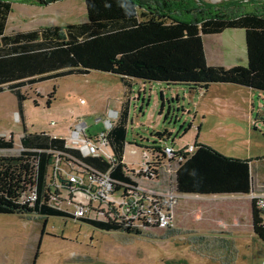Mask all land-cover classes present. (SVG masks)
Returning a JSON list of instances; mask_svg holds the SVG:
<instances>
[{
    "label": "trees",
    "instance_id": "trees-1",
    "mask_svg": "<svg viewBox=\"0 0 264 264\" xmlns=\"http://www.w3.org/2000/svg\"><path fill=\"white\" fill-rule=\"evenodd\" d=\"M32 1L46 5L54 0ZM152 1L83 0L82 23L4 33L13 0H0V92L7 90L14 96L21 125L17 153L0 155V214L69 217L98 230L140 235L147 229L158 228L154 218L157 212H170L169 200L153 194L149 196L147 216L140 212L135 215L130 210L128 214L135 216L131 218L110 203L96 202L92 207L87 202L85 216L73 217L54 203L58 198L52 199L58 195L54 181L72 189V184L65 183L67 177L61 174L60 167L66 168L67 173L93 177L95 172L107 174L111 180L110 193L120 198L142 195L137 190L136 177L157 178L165 165L174 166L171 174L174 195L252 193L248 159L225 156L196 139L189 151L172 149L168 154L164 149L167 145L160 144L169 138L165 129L152 131L156 143L143 147L148 153L147 171L143 174L127 171L122 156L134 83L160 80L167 85H186L196 93L206 91L210 84H231L264 92V0H227L215 4L204 0ZM243 3L251 4L252 8L231 12L232 7ZM229 28L243 30L245 65H207L200 36ZM89 71L115 75L122 86L119 109L102 132L109 158L98 153L81 154L68 147L66 139L46 132H28L24 124L22 88ZM52 95L53 90L45 105H49ZM84 136L85 140L96 142V135ZM12 147L11 136L0 135V151ZM53 167L56 177L51 175ZM256 199L260 201L250 200V226L264 245V201L258 206Z\"/></svg>",
    "mask_w": 264,
    "mask_h": 264
},
{
    "label": "rangeland",
    "instance_id": "rangeland-1",
    "mask_svg": "<svg viewBox=\"0 0 264 264\" xmlns=\"http://www.w3.org/2000/svg\"><path fill=\"white\" fill-rule=\"evenodd\" d=\"M243 4L231 12L252 8ZM84 21L83 0H54L46 5L13 0L4 33ZM200 38L205 62L245 65L242 29H224ZM131 89L122 156L127 171L135 173L148 159L143 147L157 141L150 133L165 129L169 138L160 144L174 150L187 148L196 139L225 156L248 159L252 193L177 196L168 226L140 235L98 230L69 217L0 214V264H264V245L250 226L251 198L260 199H256L258 206L264 201V92L210 84L206 91L196 93L186 85L160 80L137 82ZM52 90L50 103L45 105ZM22 92L26 130L66 139L78 123L84 125L85 135L105 131L106 122L115 117L109 111L119 109L122 86L115 75L89 71L34 83ZM14 103L11 93L0 92V122L10 129L12 151L21 133L14 114L12 121L7 118ZM98 152L106 156L107 149L99 146ZM173 167L165 165L158 181L139 183L168 197ZM55 184L61 208L71 211L74 204L87 203L80 190Z\"/></svg>",
    "mask_w": 264,
    "mask_h": 264
},
{
    "label": "built area",
    "instance_id": "built-area-1",
    "mask_svg": "<svg viewBox=\"0 0 264 264\" xmlns=\"http://www.w3.org/2000/svg\"><path fill=\"white\" fill-rule=\"evenodd\" d=\"M83 126L84 125L82 123H78L75 126V128L71 131V136L68 137V140H66V145L68 147L79 150L81 154H97V153L99 154L98 152L99 146L101 148L105 147L107 149L102 132L98 136H96V142L93 143L92 141L85 140L84 138L85 136L83 134L84 132ZM164 149H165V152H167L168 154L172 150V148L169 146H165ZM187 150L189 151L190 147H187ZM109 156L110 154L107 149L106 156H103V157L109 158ZM145 163L146 161L143 162L141 168L135 173L143 174L144 172H146L147 166L145 165ZM166 166H169V165H166ZM51 172H52L51 175L55 176L56 168L53 167ZM95 174H96V177H93L92 174L84 175L82 173L79 174L75 172H70L66 174L67 181H65V183H70L72 184V187H71L72 189L80 190L81 192H83L87 198V202H90V203L92 201L95 203L100 202L101 205L110 203L113 206L118 207L120 211L124 214V216H129L131 218L135 217L133 214L136 215L139 212L143 214L144 216H147V214L149 213V208L147 206L148 201H149V196L156 194V193H154L151 190L145 189L140 184H138L137 190L142 191L143 192L142 195L132 194V196H126V197L120 198L110 193L111 180L107 174L97 173V172H95ZM55 182L56 181H54V184ZM72 189H69V190H72ZM157 195L162 196L164 200L165 199L169 200L171 204L175 200V197L180 196V195H174L173 192L168 197L164 196L165 193L157 194ZM70 197L68 200L69 203H71ZM57 198L59 199L58 195L52 199L55 201ZM59 202H60V199L58 202L55 201L54 203L58 205ZM130 210L133 214H128ZM69 212L73 217H82V216H85V214L87 213V208L85 207V204L76 203L74 204V207L72 208V210ZM154 218L157 223V227L164 228L168 226V222H170V212L169 214H165L163 211L157 212ZM146 220H149L148 217Z\"/></svg>",
    "mask_w": 264,
    "mask_h": 264
},
{
    "label": "crops",
    "instance_id": "crops-1",
    "mask_svg": "<svg viewBox=\"0 0 264 264\" xmlns=\"http://www.w3.org/2000/svg\"><path fill=\"white\" fill-rule=\"evenodd\" d=\"M7 18V17H6ZM6 21V20H5ZM6 23V22H5ZM53 26H57V25H53ZM41 27H44V26H41ZM34 28H38V27H28V28H26V29H23V28H18L17 30H14V31H18V30H29V29H34ZM209 61H207L206 63H207V65H215V64H211V63H208ZM221 66V65H220ZM231 66V65H230ZM114 109V108H113ZM10 111H9V113H8V119L9 120H11L12 121V115L14 114V119L15 120H17L18 121V118H17V114H16V109H15V103H14V105H13V107L12 108H10L9 109ZM116 113H117V111H115V110H110L109 111V114L110 115H112V116H115L116 115ZM19 122V121H18ZM108 124V122H106V125ZM71 131L72 130H70V132H69V136L68 137H70L71 136ZM28 132H33V131H28ZM85 132V131H84ZM84 132H83V134H84ZM46 133H48V132H46ZM49 135H51V136H54L53 134H51V133H48ZM0 135H2V136H4V137H8L9 135H10V129H9V127L5 124V122H4V124H1V122H0ZM85 135V134H84ZM87 135V134H86ZM11 136V135H10ZM19 136H20V134H19ZM68 137L66 138V140H68ZM19 138V137H18ZM65 139V138H64ZM13 147H14V145H13ZM13 147H12V149H13ZM12 149H10V150H8V151H0V155L2 154V155H15L16 153H17V151L19 150V144H18V146L17 147H15V150L14 151H12ZM174 150V149H173ZM60 170H61V174H63L62 173V171L64 170V173L65 174H63V175H66V168H61L60 167ZM159 176H160V173L158 174V177L157 178H153V177H136V180H138V184H140L139 183V180H143L144 181V183L145 184H149V183H152V182H155V181H158L159 180ZM56 177V176H55ZM55 180V179H54ZM141 185V184H140ZM143 188H145V189H148V190H152V189H150V188H147V187H145V186H142Z\"/></svg>",
    "mask_w": 264,
    "mask_h": 264
}]
</instances>
